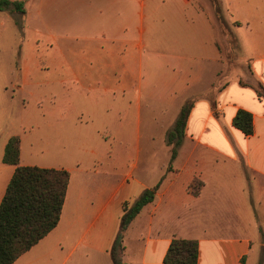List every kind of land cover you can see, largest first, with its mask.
<instances>
[{"label": "crops", "instance_id": "0c3cea01", "mask_svg": "<svg viewBox=\"0 0 264 264\" xmlns=\"http://www.w3.org/2000/svg\"><path fill=\"white\" fill-rule=\"evenodd\" d=\"M181 1L179 9L166 0L37 1L43 26L35 30L36 47L22 60L19 73L28 84L48 67L45 79L53 88L45 90L47 138L68 139L84 123L103 122L109 126L97 133L123 137L128 145L101 149L105 161L98 158L99 147L85 149L89 157H71L65 142L53 150L54 158L31 164L25 162L20 137L21 165L67 170L70 183L58 226L14 264H113L110 251L124 204L163 177L154 202L125 233L124 264H165L174 238L198 242V264H264V99L254 88L264 86V30L246 41L254 52L247 66L252 81L242 83L245 72L230 69L219 73L217 90H196L202 61L227 62L219 48L226 34L210 1ZM173 45L177 52L170 50ZM170 70L175 77L167 76ZM143 75L150 120L168 116L176 92L182 101L175 121L182 106L194 102L171 170L170 158L154 166V149L138 147L135 124L142 116L138 89ZM239 110L252 114L250 136L233 126ZM132 136L135 144L129 146ZM143 153H150L151 161H142ZM15 169L2 159L0 204ZM195 182L201 184L198 195L191 192Z\"/></svg>", "mask_w": 264, "mask_h": 264}, {"label": "rangeland", "instance_id": "374dc122", "mask_svg": "<svg viewBox=\"0 0 264 264\" xmlns=\"http://www.w3.org/2000/svg\"><path fill=\"white\" fill-rule=\"evenodd\" d=\"M10 1L23 3L24 12L16 13L18 11L11 10L0 12V164L3 159L4 144L12 136L22 138L25 162L31 164H40L39 162L46 160V158H54L53 150L63 148L65 142L70 145V156L76 158L80 156L89 157V153H85V149L94 147H99V152L101 149L107 148H125L128 144L123 137L109 139L105 138L103 132L97 133V131H102L109 126L103 122L84 123L82 126L84 129L71 130L67 134L69 135L68 139L61 136L53 139L47 138V134L51 130L47 120L50 101L49 93L45 90L53 88L50 86L49 79H45L49 74L48 67H44L42 72L38 74L41 78L36 80L31 76L28 84L24 82L21 72L19 73L22 60L36 47L35 30L42 29L43 26L37 12L38 0ZM206 1H210L212 4L211 0ZM217 1L225 14L226 23L231 33L226 34V36L223 34L221 36L223 40L219 45L223 60L227 62L202 61L200 64L201 73L199 74L200 84L195 88L196 90H208L209 88L217 90L221 87V83L218 81L220 79L219 73L230 69L235 74L245 72V75L240 78L242 83L252 81L247 66L250 64L254 52L246 44V41L257 35L259 30H264V0ZM181 2V0H166L167 6L178 7L177 9L181 8ZM237 38L241 41L240 45L237 43ZM170 50L177 52L178 47L170 46ZM175 75L176 73L170 70L167 76L173 78ZM40 81L43 82L41 86L37 84ZM140 82L138 97L141 100L142 116L135 124L136 139L138 147L143 152L150 148L154 149L152 163L156 166L160 163H167L171 157V147H167L164 143V137L166 140V130L168 129V133L174 126L175 113L181 106V94L179 92L174 94L175 102L167 117L162 116L161 113L156 114V117L150 120L145 113L150 92L147 88V77L143 75L142 83ZM175 88H178L177 85ZM131 138L129 146H134L135 138L133 136ZM180 152L181 149L179 154ZM99 154V159L108 160V156L104 152ZM141 158L144 162L146 158L151 161L150 153L148 156L143 153ZM142 165L144 166V164Z\"/></svg>", "mask_w": 264, "mask_h": 264}, {"label": "trees", "instance_id": "16d2710c", "mask_svg": "<svg viewBox=\"0 0 264 264\" xmlns=\"http://www.w3.org/2000/svg\"><path fill=\"white\" fill-rule=\"evenodd\" d=\"M211 2L223 32L231 34L218 1ZM4 10L24 12V5L17 1L0 0V12ZM254 88L258 96L264 99V86L258 83ZM193 107L194 102H186L173 128L167 133L166 144L171 147L168 170L172 169L185 141ZM233 126L246 136L252 135V114L239 110L233 120ZM20 156L21 139L19 136L11 137L5 148L3 162L15 166L16 169L0 204V264H14L58 226L70 183L69 171L23 166ZM163 180L164 177L153 188L145 189L134 202L124 204L119 232L110 251L113 264H124L122 255L125 249V233L143 209L154 202ZM200 185L199 182L191 185L194 195H198ZM198 260L197 241L174 238L164 263L198 264ZM259 264H262V261Z\"/></svg>", "mask_w": 264, "mask_h": 264}]
</instances>
